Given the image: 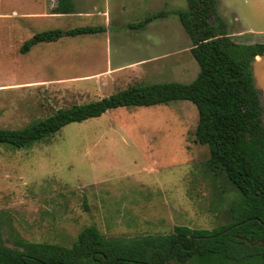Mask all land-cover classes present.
Listing matches in <instances>:
<instances>
[{"label": "rangeland", "instance_id": "obj_1", "mask_svg": "<svg viewBox=\"0 0 264 264\" xmlns=\"http://www.w3.org/2000/svg\"><path fill=\"white\" fill-rule=\"evenodd\" d=\"M73 1L75 10L62 13L56 11L58 0H0V127L20 128L60 107L91 102L133 83L196 77L199 64L176 14L166 15L168 27L152 21L160 34L166 28L170 34L162 40L148 35L147 44L134 35L141 27L130 26L163 9H186L187 0ZM105 6L112 28L125 25L130 61L146 60L111 77H88L104 69L107 59L118 60L115 47L106 50L99 33L38 43L21 53L23 42L36 32L104 25L101 15L82 12ZM215 18L239 42H264V0H219ZM95 40L96 48L102 47L90 53L88 45ZM253 76L264 109V56L253 62ZM197 121V107L177 100L118 107L70 122L29 147L0 143V211L26 239L65 245L86 225L110 237L226 224L234 191L207 170L209 149L195 140Z\"/></svg>", "mask_w": 264, "mask_h": 264}, {"label": "trees", "instance_id": "obj_2", "mask_svg": "<svg viewBox=\"0 0 264 264\" xmlns=\"http://www.w3.org/2000/svg\"><path fill=\"white\" fill-rule=\"evenodd\" d=\"M187 3L186 9H163L130 26L144 27L170 12L176 14L199 64L192 81L133 83L91 102L60 107L20 128L0 127V143L29 147L70 122L111 109L187 100L198 109L194 135L209 149L207 170L234 191L231 220L212 229L175 225L168 233L110 237L95 225H86L71 245H65L26 239L0 211V264H264V109L253 76V62L264 56V42H239L223 22L217 26L222 20L215 18L219 0ZM74 10L73 0H58L56 11ZM106 30L104 25H84L39 31L23 42L20 51Z\"/></svg>", "mask_w": 264, "mask_h": 264}, {"label": "crops", "instance_id": "obj_3", "mask_svg": "<svg viewBox=\"0 0 264 264\" xmlns=\"http://www.w3.org/2000/svg\"><path fill=\"white\" fill-rule=\"evenodd\" d=\"M122 5H124V4H122ZM122 8H123V6H122ZM82 14H86L89 16L101 15L104 18V26L106 27L107 30L103 33L98 34V35H100V34L102 35L101 36L102 38L99 41H101L103 43L102 46H104L106 48V50H108L109 47H115V49L117 51V55L115 58L118 59L116 62L113 61L114 60L113 59L112 61H110V63H109V59H107L106 67L104 69L96 71L95 73H91V74L87 75L88 77L89 76L90 77H93V76L111 77L114 74L123 71V69H125L126 66L128 67V66H131V65L138 63L139 61L146 60V59H141V60L134 59V61H130L131 59L128 58V56H127L128 52L126 51V43H125V40L123 39L125 37L126 31H127L124 28L125 25L119 24L117 27L112 28L110 26V24L112 22V18H110V11L107 9L106 6L99 8V10L97 12H93L91 10H86L85 12H82ZM165 17L166 16L159 17V18L154 19V20L161 21V22H158L160 24V26H162V25L167 26L168 20H164ZM115 21H119L118 18L115 19ZM152 23L153 22L151 21L147 25H145L144 27H141V28L134 31L135 32L134 35H135L136 39L141 44H147V40L150 39L153 34L156 36H160L161 40H162L161 35L165 36V38H169L170 32H169L168 28H166L165 34L163 32L160 34L159 30L156 31L157 29L156 30L154 29L155 25H152ZM153 30H154V32H153ZM148 35H150V38L148 37ZM99 41L95 40V42L91 41L89 43L88 50L90 53H93V52H95L96 49H98L99 47H102L100 44V45H98L99 47L96 48L95 44H98ZM128 41H129V39H128ZM45 43H55V42H45ZM56 43H58V41H56ZM60 48H61V50L64 49L63 47H60ZM119 52H121V53H119ZM65 56H66V54H65ZM123 56H125V57L123 58ZM258 57L259 56H257V58ZM120 60H122V61H120ZM114 62L116 63L115 65H113Z\"/></svg>", "mask_w": 264, "mask_h": 264}]
</instances>
